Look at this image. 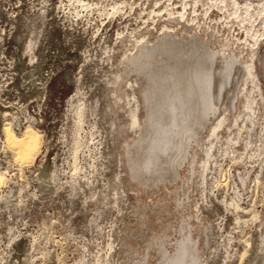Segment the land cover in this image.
<instances>
[{
	"label": "rangeland",
	"instance_id": "374dc122",
	"mask_svg": "<svg viewBox=\"0 0 264 264\" xmlns=\"http://www.w3.org/2000/svg\"><path fill=\"white\" fill-rule=\"evenodd\" d=\"M5 169L0 264H264V0H0Z\"/></svg>",
	"mask_w": 264,
	"mask_h": 264
},
{
	"label": "bare ground",
	"instance_id": "6f19581e",
	"mask_svg": "<svg viewBox=\"0 0 264 264\" xmlns=\"http://www.w3.org/2000/svg\"><path fill=\"white\" fill-rule=\"evenodd\" d=\"M252 74L256 77L258 76L256 67L254 64L250 66ZM223 65L218 63L214 69V74L222 73ZM259 77V76H258ZM5 141L11 145L13 144L19 154L20 160H27L28 158L33 157L37 150L39 149V133L32 127H28L23 136H19L16 132L13 131L10 127H5ZM4 172V171H0ZM5 173V172H4ZM3 179V173H0V182Z\"/></svg>",
	"mask_w": 264,
	"mask_h": 264
},
{
	"label": "clouds",
	"instance_id": "9594fccd",
	"mask_svg": "<svg viewBox=\"0 0 264 264\" xmlns=\"http://www.w3.org/2000/svg\"><path fill=\"white\" fill-rule=\"evenodd\" d=\"M187 251L188 250L185 248V246L181 245V247L176 252V264H196L195 257H193L191 261L187 258Z\"/></svg>",
	"mask_w": 264,
	"mask_h": 264
},
{
	"label": "built area",
	"instance_id": "2783aa9c",
	"mask_svg": "<svg viewBox=\"0 0 264 264\" xmlns=\"http://www.w3.org/2000/svg\"><path fill=\"white\" fill-rule=\"evenodd\" d=\"M14 170H17V172H18V174H19V176H20V173H21V171H22V169L20 168V167H15V169ZM1 171H3V170H1ZM4 172H5V174H4V176H5V179H6V181L2 184V185H0V193L1 192H7V191H9L10 190V188H11V186L13 185V176H14V172L15 171H10L9 173L6 171V169L4 170ZM9 189V190H8Z\"/></svg>",
	"mask_w": 264,
	"mask_h": 264
}]
</instances>
